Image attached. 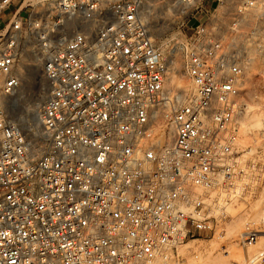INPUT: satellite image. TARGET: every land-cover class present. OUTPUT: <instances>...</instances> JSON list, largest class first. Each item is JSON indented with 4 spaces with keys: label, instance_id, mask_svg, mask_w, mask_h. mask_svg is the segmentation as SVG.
I'll return each instance as SVG.
<instances>
[{
    "label": "built area",
    "instance_id": "1",
    "mask_svg": "<svg viewBox=\"0 0 264 264\" xmlns=\"http://www.w3.org/2000/svg\"><path fill=\"white\" fill-rule=\"evenodd\" d=\"M262 21L264 0H0V264H152L220 235L248 108L236 41L260 45ZM30 53L48 95L22 125L4 104ZM236 244L264 264V214Z\"/></svg>",
    "mask_w": 264,
    "mask_h": 264
},
{
    "label": "rangeland",
    "instance_id": "2",
    "mask_svg": "<svg viewBox=\"0 0 264 264\" xmlns=\"http://www.w3.org/2000/svg\"><path fill=\"white\" fill-rule=\"evenodd\" d=\"M154 24V20L151 19ZM241 30L249 32L252 23H242ZM254 26V24H253ZM264 29V21L260 23ZM260 45H245L243 39L236 41L237 48L246 52L249 64L245 75L244 96L247 112L240 121L237 136L238 173L231 185L220 190V209L217 214L223 220L222 233L202 239H188L177 248L178 258L156 260L152 264H218L220 260L244 264L257 247L242 248L245 257L234 253L229 256L223 250L232 247L243 231L258 225L264 214V30ZM176 57V65L180 67ZM43 60L33 53L24 55L19 65L21 84L17 93L8 99V109L22 125H36L33 114H38L48 95V86L42 72ZM176 81V80H175ZM177 86L188 90L186 78L177 79ZM30 116V117H29ZM194 240V241H192ZM240 259L242 262L240 263Z\"/></svg>",
    "mask_w": 264,
    "mask_h": 264
},
{
    "label": "bare ground",
    "instance_id": "3",
    "mask_svg": "<svg viewBox=\"0 0 264 264\" xmlns=\"http://www.w3.org/2000/svg\"><path fill=\"white\" fill-rule=\"evenodd\" d=\"M18 91V90H17ZM17 91L15 92V94L17 93ZM8 104H4V106H5V108L8 110V112L10 113V115H12L11 114V112L9 111V109H8V106H7ZM37 113L36 114H33V119H34V122L36 123V124H38V118H37ZM30 117V116H29ZM247 231V230H246ZM245 231H243L242 233H240L239 235H237V236H235L236 238H239L243 233H244ZM192 241H194V240H192ZM185 245V244H184ZM226 252L229 254V256H231V255H233L234 253H239V254H241V257H245V255H246V252L245 251H242V250H240V248L237 246V244L235 243L232 247H230L229 249H227L226 250ZM240 263L242 262V260L240 259V261H239Z\"/></svg>",
    "mask_w": 264,
    "mask_h": 264
}]
</instances>
